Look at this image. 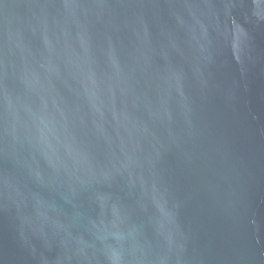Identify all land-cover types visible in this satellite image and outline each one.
<instances>
[{"label":"water","instance_id":"water-1","mask_svg":"<svg viewBox=\"0 0 264 264\" xmlns=\"http://www.w3.org/2000/svg\"><path fill=\"white\" fill-rule=\"evenodd\" d=\"M0 264H264V0H0Z\"/></svg>","mask_w":264,"mask_h":264}]
</instances>
